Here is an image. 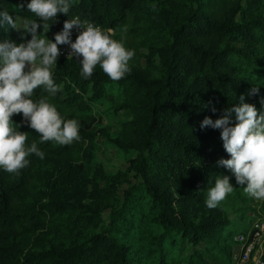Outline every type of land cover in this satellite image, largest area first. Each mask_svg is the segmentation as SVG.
<instances>
[{
    "label": "trees",
    "instance_id": "trees-1",
    "mask_svg": "<svg viewBox=\"0 0 264 264\" xmlns=\"http://www.w3.org/2000/svg\"><path fill=\"white\" fill-rule=\"evenodd\" d=\"M28 2L20 9L21 0H0V11L37 20ZM77 16L123 37L135 51L131 72L113 81L97 66L84 79L78 58H58L61 90L37 89L32 99L46 96L79 122L81 139L71 145L41 142L22 114L12 117L45 157L29 156L18 174L0 168V264H228L214 251L251 226L240 223L260 204L218 166L230 158L220 130L200 124L238 106L241 95L264 113V0H73L40 36L54 42ZM3 40L25 42L11 28H0ZM112 111L125 119L104 123ZM99 139L124 168L95 163ZM224 175L234 187L224 200L237 206L234 220L205 204Z\"/></svg>",
    "mask_w": 264,
    "mask_h": 264
},
{
    "label": "clouds",
    "instance_id": "clouds-1",
    "mask_svg": "<svg viewBox=\"0 0 264 264\" xmlns=\"http://www.w3.org/2000/svg\"><path fill=\"white\" fill-rule=\"evenodd\" d=\"M72 3L73 0H30L26 9L37 20L21 21L6 10L0 11V28L20 32L25 41L19 44L0 41V168L10 174H18L28 167V157L33 154L41 160L45 157L37 143H27V132L14 127V115L22 114L24 123L40 135L41 142L67 146L81 139L80 124L76 119H65L46 96L32 99L37 89H43L50 96L61 90L53 78L61 55L59 46H69L68 58L79 59L80 75L84 79L90 78L97 66L113 81H119L131 72L130 61L135 51L125 47L123 37L113 39L114 33L103 31L87 19L81 20L77 16L65 20L63 30L55 34L54 42L40 36L41 28L49 30V21H55L59 14L68 15ZM18 7L24 9L23 0ZM152 9L156 10L155 4ZM73 29L78 32L74 42ZM28 35L31 38L25 39ZM258 91L254 86L249 95H256ZM240 101L238 106L225 108L215 120L205 117L200 128L220 130L224 150L230 158L220 159L218 166L230 171L238 185H246L243 190L249 197L264 201V113L258 112L254 105L244 103L243 95ZM261 103L264 104V100ZM212 111H216L215 107ZM233 190L229 176L217 178L214 186L207 190V208L218 207Z\"/></svg>",
    "mask_w": 264,
    "mask_h": 264
},
{
    "label": "rangeland",
    "instance_id": "rangeland-1",
    "mask_svg": "<svg viewBox=\"0 0 264 264\" xmlns=\"http://www.w3.org/2000/svg\"><path fill=\"white\" fill-rule=\"evenodd\" d=\"M104 110H105L104 108L100 107L99 109L100 115L103 113ZM111 114H114V115L112 116ZM105 118L106 117L104 116L103 117L104 123H106L105 121H107L108 124L115 125L118 122H121L123 119H125V116L123 114H120V112L114 113L112 111L108 115V117L106 119ZM96 142L97 143L99 142V145L93 151V159L95 163L99 164L107 172H115L117 169L125 167L123 156L119 154L115 148H112L108 144L102 143L103 142L102 139L96 140ZM219 206H221L224 213L229 215V217H231L232 220L236 218L235 217L236 216L235 208L237 207L236 205L232 204L230 201H223ZM242 219H243V222L240 223L241 230L244 229V227L246 226V223L250 222L252 218L249 215H247V216H243ZM231 227H228L225 230L224 232L225 235L231 230ZM236 233L237 232L235 231L234 234ZM234 234H230L229 239L225 243H222L220 245V248L214 251L215 255H217L218 258L221 259L222 261L223 260L226 261V258L229 257L230 259L227 260L228 263H230L232 257L236 255L239 250L238 246L234 243ZM188 252L189 251L187 250L186 254H188ZM223 264H226V262H224Z\"/></svg>",
    "mask_w": 264,
    "mask_h": 264
},
{
    "label": "built area",
    "instance_id": "built-area-1",
    "mask_svg": "<svg viewBox=\"0 0 264 264\" xmlns=\"http://www.w3.org/2000/svg\"><path fill=\"white\" fill-rule=\"evenodd\" d=\"M77 35L78 32L74 30L73 42ZM60 51V58L69 59V46H60ZM259 204L256 212L249 214L252 218L251 226L234 237L239 250L228 264H264V201H259Z\"/></svg>",
    "mask_w": 264,
    "mask_h": 264
}]
</instances>
